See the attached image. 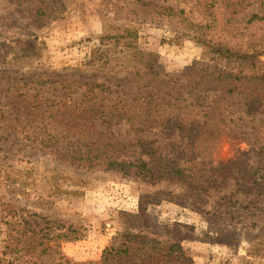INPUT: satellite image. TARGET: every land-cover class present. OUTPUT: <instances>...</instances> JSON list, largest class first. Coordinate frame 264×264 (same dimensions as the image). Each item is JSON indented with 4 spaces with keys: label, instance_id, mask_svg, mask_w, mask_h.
<instances>
[{
    "label": "trees",
    "instance_id": "16d2710c",
    "mask_svg": "<svg viewBox=\"0 0 264 264\" xmlns=\"http://www.w3.org/2000/svg\"><path fill=\"white\" fill-rule=\"evenodd\" d=\"M9 1L35 26L74 10L66 0ZM161 1L102 0L93 7L104 33L91 65L114 76L126 75L136 83L135 92L118 95L104 83L25 74L8 82L14 93L0 109V128L70 166L124 179L177 183L199 211H205L215 194L216 204L230 209L229 218L256 227L260 220L255 219L264 217V70L258 71L264 55V0ZM79 6L83 9L86 3ZM149 13L150 19L180 27L215 55L235 61L238 69L191 66L163 82V74L146 61L138 43L136 23ZM22 37L0 43L2 67L24 69L42 59V48ZM244 115L251 118L252 136H258V142H250L249 153L241 149ZM224 143L231 146L226 160L220 158ZM230 168L236 173L235 194H225ZM17 177L0 168V264H193L183 242L196 240V229L178 223L169 228L173 236L167 240L125 230L100 261L75 262L63 245L82 239L83 226L30 212L10 200L3 189L22 194ZM240 193L246 200H240ZM123 215L126 228L148 220L146 215Z\"/></svg>",
    "mask_w": 264,
    "mask_h": 264
},
{
    "label": "rangeland",
    "instance_id": "374dc122",
    "mask_svg": "<svg viewBox=\"0 0 264 264\" xmlns=\"http://www.w3.org/2000/svg\"><path fill=\"white\" fill-rule=\"evenodd\" d=\"M66 1L69 8L74 7L70 14L35 26L31 19L19 14L9 0H0V43L23 36V39L40 46L43 51L39 62L24 69H7L0 65V109L14 93L13 86L8 82L25 74L58 82L104 83L117 90L118 95L136 91V83L127 79L126 75L114 76L97 71L91 65V54L101 46L100 38L104 33L101 17L93 7L102 0ZM81 1L86 3L83 9L79 6ZM144 1L163 3L161 0ZM130 7L133 5L130 4ZM150 18L149 13L136 23L140 29L138 43L146 53V61L163 74V82L180 77L184 69L191 66L202 68L209 65L233 72L238 69L235 61L215 55L182 28ZM262 70L264 55L258 65V71ZM251 122V118L244 115L245 141L241 149L245 153L252 151L250 142H258V136H252ZM230 147L229 143L223 144L220 158H229ZM255 149L259 152L261 146L256 144ZM0 168L8 170L11 176H18L16 180H20L18 185L22 186V194L9 187L3 189V194L10 200L18 202L30 212L83 226L82 239L63 245L65 255L75 262L100 261L104 251L125 230L167 240L173 236L169 228L178 223L196 229L197 239L183 242L184 250L193 264H264V217L255 219L261 221L256 227L233 221L228 216L230 209L216 204L218 197L215 194H211L204 206L205 211H199L177 183L124 179L117 174L70 166L55 160L36 146H30L17 133L1 128ZM16 170H20V173ZM235 174L230 168V186L225 194L236 193L232 179ZM26 182L30 186H23ZM238 195L240 200H246L242 193ZM230 208L237 207L232 205ZM123 213L146 215L147 223L126 228L127 217ZM228 235L233 238H228Z\"/></svg>",
    "mask_w": 264,
    "mask_h": 264
}]
</instances>
